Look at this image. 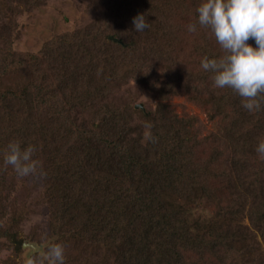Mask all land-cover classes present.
<instances>
[{
    "label": "trees",
    "instance_id": "obj_1",
    "mask_svg": "<svg viewBox=\"0 0 264 264\" xmlns=\"http://www.w3.org/2000/svg\"><path fill=\"white\" fill-rule=\"evenodd\" d=\"M100 1L107 14L92 31L65 33L58 47L47 44L39 53L0 50V184L16 175L3 164L8 142L36 145L47 175L37 174L33 185L49 203L55 235L69 236V245L84 251L79 257L67 250L65 264H264L261 129L237 135L236 159L218 174L206 158L195 161L192 118L170 116L162 98L155 120L146 117L153 118L155 138L146 141L133 125L143 111L132 104L117 109L110 96L148 45L146 34L160 33L158 17L168 1H178ZM140 13L150 30L135 29ZM218 177L230 181L231 196L211 184ZM9 189L2 186L0 196ZM223 198L226 204L219 203ZM13 210L12 222H0V238L9 259L24 264L26 235Z\"/></svg>",
    "mask_w": 264,
    "mask_h": 264
},
{
    "label": "rangeland",
    "instance_id": "obj_2",
    "mask_svg": "<svg viewBox=\"0 0 264 264\" xmlns=\"http://www.w3.org/2000/svg\"><path fill=\"white\" fill-rule=\"evenodd\" d=\"M177 1L175 4L168 1L164 14L158 17L160 33L156 36L146 34L149 36L148 45L125 68L122 82L110 96L111 104L117 109L124 108L126 104L141 109L146 116L138 119L134 114L133 125L138 134H144L145 123L152 122L157 106L165 98L164 102L172 111L170 116L181 119L191 117L193 120L191 128H194L192 134L195 141L190 146L194 147L195 161L206 158L211 170L223 173L228 164L236 159L235 149L238 147L232 144L239 143L237 135L241 134L243 138L246 132L256 127L261 129L256 130L257 138L264 137V99L258 110L249 112L243 107L242 98L232 89L214 86L213 74L203 70L200 62L205 55H223V50L209 29L197 23L196 32L187 30L189 23L197 22L196 8L200 0ZM183 1V5L179 4ZM135 4L142 6L143 2L137 0ZM170 5L172 7L168 10ZM126 9L128 14L131 8ZM106 14L107 8L100 0H0V36L4 41H0V50L4 53L6 48L15 52L39 53L47 44L56 48L62 35L89 26L92 31ZM155 17L156 14L153 23ZM248 42L255 44L252 38ZM241 112L245 113V117H241ZM148 115L153 118L148 120ZM38 179L37 174L24 178L16 174L10 176L8 182L0 184V189L2 186L6 190L10 188L5 196H0V222L7 223L10 217L12 222L13 209L22 216L20 225L26 235L24 260L33 248L45 249L49 240L50 243L63 242L66 252L70 250L73 254L75 251L80 257L84 253L82 247L75 243L70 246L67 235H55L60 231L50 220L49 203L46 198L40 197L41 189L33 185ZM229 182L218 177L211 184L221 188L219 192L223 195L229 191L231 196ZM221 200L219 203L226 204V199ZM213 207L217 208L216 203L210 210ZM244 221L249 224L248 215H245ZM10 253L5 239L0 238V264H21L17 258L10 260Z\"/></svg>",
    "mask_w": 264,
    "mask_h": 264
},
{
    "label": "clouds",
    "instance_id": "obj_3",
    "mask_svg": "<svg viewBox=\"0 0 264 264\" xmlns=\"http://www.w3.org/2000/svg\"><path fill=\"white\" fill-rule=\"evenodd\" d=\"M197 22L189 23V32L197 31V23L214 35L223 55H205L200 67L210 71L217 88H230L239 95L249 112L261 106L264 93V0H200L196 8ZM138 32L149 27L144 13L133 17ZM252 38L255 44L249 43ZM144 139L154 140L151 122L144 125ZM38 148L34 144L22 146L20 140H10L3 152L4 166L11 165L17 176H46L42 161L35 158ZM256 152L264 159V139H260ZM66 245L49 243L43 253L33 248L24 264H65Z\"/></svg>",
    "mask_w": 264,
    "mask_h": 264
},
{
    "label": "water",
    "instance_id": "obj_4",
    "mask_svg": "<svg viewBox=\"0 0 264 264\" xmlns=\"http://www.w3.org/2000/svg\"><path fill=\"white\" fill-rule=\"evenodd\" d=\"M111 38H112V36H111Z\"/></svg>",
    "mask_w": 264,
    "mask_h": 264
}]
</instances>
